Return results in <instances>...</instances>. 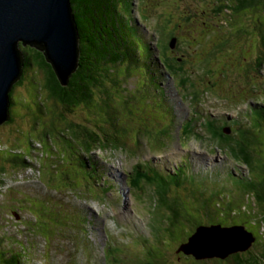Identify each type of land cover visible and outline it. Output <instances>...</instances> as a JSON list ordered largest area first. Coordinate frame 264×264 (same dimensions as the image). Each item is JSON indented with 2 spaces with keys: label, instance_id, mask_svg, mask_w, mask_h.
Wrapping results in <instances>:
<instances>
[{
  "label": "rangeland",
  "instance_id": "1",
  "mask_svg": "<svg viewBox=\"0 0 264 264\" xmlns=\"http://www.w3.org/2000/svg\"><path fill=\"white\" fill-rule=\"evenodd\" d=\"M211 1H126L128 11H125V18L144 39L151 38L152 59L165 53L176 68L182 66L183 69L179 70L178 76L167 74L157 63L161 79L156 67L151 66L150 74H147L144 63L140 61L143 65H136L130 77L120 78L117 89L121 91L113 90L107 104L95 106L96 111L102 113L100 116L89 119L95 115L84 113L86 110L82 107L66 114L73 123H82L92 115L88 120L93 129H100L101 121L108 124L106 132L114 133L119 127L123 134L115 143L119 146H104L106 148L85 153L79 147L81 142L70 140L72 133L63 130L61 121L55 118L65 112L63 107L61 112L60 108L54 114L50 112L52 116H49L54 118L52 124L49 122L51 119H44L43 102L50 108L51 101L39 87L42 75L33 68L25 72L22 85L14 92V107L10 108L14 121L0 126V144L3 146L0 147V155L16 157V153H21L27 161H32L30 169L26 170L19 166L12 170L10 163H3L6 173L0 175V239L4 241L6 250L12 246L14 253L21 251L29 264H79L81 257L73 252L77 244H72L76 236L87 247L94 246L92 253L96 259L101 257L104 235L108 231L111 236L106 237L107 245L103 251L106 264H144L154 256L157 247L163 248L160 254L171 260L165 264H225L224 260L215 258L195 260L190 256L186 260L185 255L174 252L178 243H169V231L159 228L165 213L160 203L155 206L154 190L157 183L161 184L159 176L166 175L164 167L168 165L166 168L171 171L179 162L180 155L184 156L181 157L183 161L190 157L192 168L196 170L194 172L190 163L178 170L183 176L187 173L186 183L191 189L186 190L187 187L176 184L170 187L166 200L179 204L191 219L199 215L206 222L219 221L224 226L241 220L245 228L255 229V225H247L252 219L248 215L233 220L227 215L217 219L215 215L202 216L204 205L193 199L197 192L207 194L212 211L218 215L225 211L231 196L233 200L237 198V190L232 192L231 184L227 183L228 180L226 182V179L232 180L227 177L230 167L237 171L236 175L244 177V182H236L239 191L247 184V177L253 174L239 158H234L237 163L234 165L224 157L228 152L233 155L224 146L230 144L234 148L238 141L226 117H239L242 123L249 104L264 106V63L257 68L256 62L252 61L258 51V48L253 49V41L256 45L259 41L253 23L264 19V1L257 0L245 9L234 11L228 18L235 19L234 27L223 19L228 14L221 8L215 7V13L219 8L217 15L210 11ZM217 1L225 4L228 0ZM212 23L219 28L214 26V31ZM206 26L210 29H204ZM172 36L177 38L174 50L168 46ZM221 36L228 39L223 45L217 43ZM155 41L159 48L166 45L167 49L163 53L158 49L155 51ZM244 45L247 53H244ZM145 64L150 66L149 61ZM232 70L237 71L231 74ZM177 77L185 81V87L178 88L187 97L183 100L176 98ZM251 84L255 87L249 86ZM167 97L171 102L166 100ZM29 109L31 111L27 112ZM176 113L177 127L174 125ZM219 116L225 117V123L222 122L225 128L221 129L222 136L216 137L208 131L206 120ZM185 119H195L192 124L194 138L189 134L176 133L180 122ZM51 126L56 130L50 132ZM44 132L47 133L45 137ZM261 136L259 139L264 146V134ZM160 148L163 149L159 151ZM80 155L86 171L92 174L96 167L106 182L100 178L94 181V177L85 174L80 167ZM3 161L0 158V164ZM159 161L163 163L160 165ZM138 162L142 165L141 170L148 172L151 185L143 184L145 180L142 178L141 192L138 189L132 191L124 184L129 172L134 173ZM226 166L229 170H222ZM216 169L221 170L219 174ZM107 180L110 184L114 180L119 190L113 192ZM201 182L207 187L204 188ZM241 203L248 205L242 199L232 204L237 214H240ZM246 206L242 208H250ZM199 208L202 210L198 211ZM114 222L131 231L124 230L123 234L121 229L114 227ZM186 224L189 228L192 226L188 222ZM250 251L256 250L251 247ZM177 257H180L178 261ZM83 262L88 263L86 260Z\"/></svg>",
  "mask_w": 264,
  "mask_h": 264
},
{
  "label": "trees",
  "instance_id": "2",
  "mask_svg": "<svg viewBox=\"0 0 264 264\" xmlns=\"http://www.w3.org/2000/svg\"><path fill=\"white\" fill-rule=\"evenodd\" d=\"M126 1L128 0H70L78 36L79 61L78 68L71 75L66 86L60 85L51 66L45 61L42 52L30 47L21 48L24 56L23 77L21 78V81L17 82L13 86L9 93L10 120L3 125L13 123L14 117L10 108L12 105L14 107L16 99L14 95L15 89L22 85V80L26 75L25 72L28 69L33 68L35 71L41 73L42 82L39 87L44 89V92L47 95L46 97L49 101H51L50 108L47 107L48 105L45 102H43L42 108L45 112L44 119L48 118L51 119L49 122L53 121L54 118H51L52 115L50 112L53 113L54 111H58L59 109L57 108H60L61 112V108L63 107L65 112L59 113L58 117L55 116V118L58 122L61 121L60 127L63 128V130L65 129L72 133L70 140L74 139L81 142L79 147L85 150V153H91L100 147L106 148L104 146H119L118 144H115L119 137L123 135L122 131L119 130V127L115 129L114 133L106 132L108 124L106 121H101L99 122L100 129H93L94 126L91 128L92 125L88 118L95 115L89 118L93 119L102 114L96 111L95 106L107 104L110 101L111 92L113 90L116 92L121 91L120 89H117V87H120V78L123 76H129L130 72L136 65H143L142 62L140 64V57L142 54L149 55L150 53L149 46L146 42L141 39L142 37L139 38V36H137L138 31L135 30L133 25H129L127 21L124 20L125 11L127 10ZM256 1L257 0H228L227 2H224L225 4H222L217 0H212L210 11L217 15L219 14V8H221L222 12L224 11L228 14L225 15L223 19L233 26L236 25V22L235 19L228 20V18H231L230 15H232L234 11L238 12L239 10L251 6ZM216 6L219 8L215 13ZM209 18L211 17L209 16ZM263 20L264 19L260 18L257 20L256 24L253 23L254 27L258 31L257 39L259 40L257 45L254 41L252 45L253 49L256 50V48H258V51L252 59L253 62H256L257 68L264 63ZM207 26L204 27V29H210V27ZM214 26L215 24L212 23V29L214 31L215 27L219 28L217 25L215 27ZM227 41L228 39L221 36V39L217 43L219 45H223ZM165 48L167 49L166 45L165 47H162L163 50H166ZM244 53H247L246 45H244ZM163 54L164 55L161 56L164 59H167V67L175 69V63L171 61L165 53ZM123 64L125 67H123ZM121 67H123V69H121ZM147 69H149V67ZM236 71L237 70H232L231 74H234ZM96 92H100V94L98 95ZM79 107H82V110L84 111L86 110L84 113L90 112L92 115H88L87 120L82 121V123H73L72 120H69V117L66 114L73 112V110ZM255 108L257 109L255 112L257 114H254L253 118L249 121V125H245L243 128L244 130H240L236 134L234 133L236 140H238L235 143V147L231 148L229 146L230 144L224 146L233 154V158H239L242 163L245 164L248 172L251 170L253 176L251 175V177H247L248 182L242 188V191L236 189L239 194L237 198L233 200V197L231 196L226 209L224 208L225 211H220L218 215L211 209L210 197L197 193L196 197L193 198L195 201L204 205V214H202V216L205 215L210 217L215 215L214 217L217 219L224 218L222 216L227 215L228 217H232L229 219L233 220L234 218H244V216L248 215V217H251L252 219L249 222L250 224L248 223L247 225H251V227L256 226L254 229L255 232L254 230L245 228L254 238L252 245L245 251L229 255L224 259L225 262L223 263L225 264H264V234L261 233H264V146L259 139L260 135L264 134V109L259 106H256ZM29 111H31V109L27 110V112ZM49 114L51 116H49ZM63 120L66 122H63ZM50 124H52V122ZM212 126L213 127L207 123L208 131L216 137L222 136L221 130H219L216 125L212 124ZM52 129L56 130L53 126H51L50 132H52ZM182 132H186L185 129H182ZM46 134L47 133L44 132V137ZM229 137H232V135ZM0 147L3 146L0 144ZM16 154V157H6L5 155H0V158L4 159V161L0 164V175H5L6 173L3 163H10L12 170L15 167L18 168L17 166L25 170L28 168L30 169L32 161H27L24 156L20 155L21 153ZM79 159L81 161L79 162L80 167H83V171L87 174V176L94 177V181H97L99 178L102 179L101 171L94 168L95 171L92 174L89 173L86 171L82 156H80ZM232 178L231 174L230 179ZM226 182L229 183V179H226ZM161 187L162 188H160L159 191H155L157 203L161 204L163 212L165 213V216L163 217L164 222L159 225V228L164 227V229L169 231V243H178V247L174 251L175 253L179 254L178 250L180 246L186 243L187 239L192 235L197 227L221 224L219 221L206 222L203 220V217L200 218L199 215L193 219L189 218L187 214H184L179 204H176L175 201L170 202L166 200L167 188L164 185ZM233 187L234 185H232V189ZM184 195L191 198L187 193H184ZM241 199L248 203V205L246 206L244 203H241L239 207L242 211L239 208L240 214H237L232 208V204L237 200L240 201ZM243 206H246L247 208L249 206L250 208L244 209L242 208ZM255 207L258 209L256 208L255 210ZM215 209L218 210V207H215ZM201 210V208L198 209V211ZM233 215H236V217H233ZM187 222L192 225L190 228L187 227ZM242 223L243 222L240 220L238 223L228 224L225 226L236 224L244 226ZM221 226L224 225L221 224ZM3 244L4 241L1 238L0 264H29L27 262V256L21 253V251L14 253L12 246H9V250H6V248L3 247ZM251 247H253L256 251L252 253L250 251ZM162 250L163 248L157 247L153 253L154 256L149 257L146 261H144V264H165V262L171 261L168 260L164 254H160ZM180 253L185 255L181 251ZM185 256L187 257L185 258L186 260L188 257L190 258L188 255ZM180 257H177L176 261H178V258Z\"/></svg>",
  "mask_w": 264,
  "mask_h": 264
},
{
  "label": "water",
  "instance_id": "3",
  "mask_svg": "<svg viewBox=\"0 0 264 264\" xmlns=\"http://www.w3.org/2000/svg\"><path fill=\"white\" fill-rule=\"evenodd\" d=\"M70 0H0V126L10 120L9 93L23 75L22 47L43 53L61 86L78 68L79 45ZM243 226H199L178 252L195 260H224L248 249Z\"/></svg>",
  "mask_w": 264,
  "mask_h": 264
},
{
  "label": "bare ground",
  "instance_id": "4",
  "mask_svg": "<svg viewBox=\"0 0 264 264\" xmlns=\"http://www.w3.org/2000/svg\"><path fill=\"white\" fill-rule=\"evenodd\" d=\"M239 161V160H238ZM164 162H166V161H164ZM167 163V162H166ZM168 164V163H167ZM168 166V165H167ZM212 169H214V168H212ZM217 170V173H219V171H218V169H216ZM218 175V174H217ZM230 175H231V173L230 172H228L227 173V177H229L230 178ZM229 183L231 184V186L233 185V180H229Z\"/></svg>",
  "mask_w": 264,
  "mask_h": 264
},
{
  "label": "clouds",
  "instance_id": "5",
  "mask_svg": "<svg viewBox=\"0 0 264 264\" xmlns=\"http://www.w3.org/2000/svg\"><path fill=\"white\" fill-rule=\"evenodd\" d=\"M23 77V76H22ZM21 81V80H20ZM244 227V226H243ZM245 228V227H244Z\"/></svg>",
  "mask_w": 264,
  "mask_h": 264
}]
</instances>
